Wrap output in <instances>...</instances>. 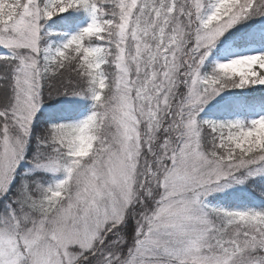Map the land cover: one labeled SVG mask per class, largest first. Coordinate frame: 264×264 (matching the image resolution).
<instances>
[{
	"label": "snow or ice",
	"instance_id": "snow-or-ice-1",
	"mask_svg": "<svg viewBox=\"0 0 264 264\" xmlns=\"http://www.w3.org/2000/svg\"><path fill=\"white\" fill-rule=\"evenodd\" d=\"M0 69V264H264V0H0Z\"/></svg>",
	"mask_w": 264,
	"mask_h": 264
},
{
	"label": "trees",
	"instance_id": "trees-1",
	"mask_svg": "<svg viewBox=\"0 0 264 264\" xmlns=\"http://www.w3.org/2000/svg\"><path fill=\"white\" fill-rule=\"evenodd\" d=\"M0 71H2V69H0ZM3 87H4V85H3L2 83H0V92H2ZM254 187H255V186H253V189H254ZM255 193H256V195L259 193V188H257V191H255ZM258 195H259V194H258ZM258 195H257V196H258Z\"/></svg>",
	"mask_w": 264,
	"mask_h": 264
},
{
	"label": "rangeland",
	"instance_id": "rangeland-1",
	"mask_svg": "<svg viewBox=\"0 0 264 264\" xmlns=\"http://www.w3.org/2000/svg\"><path fill=\"white\" fill-rule=\"evenodd\" d=\"M253 191H257V187H256V186L254 187ZM258 194H259V193H258ZM258 194H257V195H258Z\"/></svg>",
	"mask_w": 264,
	"mask_h": 264
}]
</instances>
